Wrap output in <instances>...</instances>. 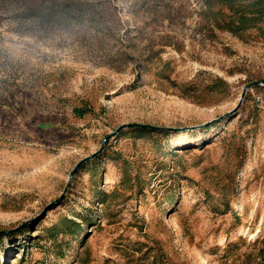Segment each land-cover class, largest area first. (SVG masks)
<instances>
[{
    "label": "rangeland",
    "instance_id": "obj_1",
    "mask_svg": "<svg viewBox=\"0 0 264 264\" xmlns=\"http://www.w3.org/2000/svg\"><path fill=\"white\" fill-rule=\"evenodd\" d=\"M230 14L0 0V264H264V20Z\"/></svg>",
    "mask_w": 264,
    "mask_h": 264
},
{
    "label": "trees",
    "instance_id": "obj_2",
    "mask_svg": "<svg viewBox=\"0 0 264 264\" xmlns=\"http://www.w3.org/2000/svg\"><path fill=\"white\" fill-rule=\"evenodd\" d=\"M210 0H207V4ZM217 2L225 4L227 7L230 8L231 16L229 17V30L232 32H235L237 29L245 28L247 26H250L252 23L264 20V0H261L260 2H257L255 0H217ZM246 7V10H242L239 7ZM245 6V7H244ZM233 26V27H232ZM84 112H87V109L85 108H73V113L75 115H82ZM133 132L136 134H140L142 132L146 131H152L150 129H147L146 127H131ZM160 131V130H158ZM72 223V221L70 220ZM74 224V223H73ZM264 226V221H263ZM2 234L0 233V236ZM264 238V235H263ZM263 249H260L259 253H262ZM262 255V254H261ZM264 256V255H262Z\"/></svg>",
    "mask_w": 264,
    "mask_h": 264
},
{
    "label": "water",
    "instance_id": "obj_3",
    "mask_svg": "<svg viewBox=\"0 0 264 264\" xmlns=\"http://www.w3.org/2000/svg\"><path fill=\"white\" fill-rule=\"evenodd\" d=\"M256 84H260V85H264V80L261 79V80H256V81H252L246 85L243 86L241 92H240V95H239V101L240 99L243 97V94H244V90L245 88H247L248 86H253V85H256ZM125 125H129V126H139V127H146V128H150V129H157V130H170V131H175V130H182V129H193L195 127H199L201 125H197V126H189V127H179V128H171V127H165V126H152V125H146V124H124V125H121V127L125 126ZM99 151V150H98ZM97 151V152H98ZM96 153V152H95ZM95 153H92L90 154L89 156L87 157H84L83 159H81L73 168L72 170L70 171V175L72 174V172L74 171L75 167L77 165H79L83 160H86L87 158L93 156ZM69 175V176H70Z\"/></svg>",
    "mask_w": 264,
    "mask_h": 264
}]
</instances>
